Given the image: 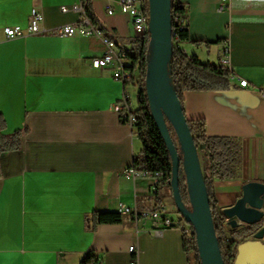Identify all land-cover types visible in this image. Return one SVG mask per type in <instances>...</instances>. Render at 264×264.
<instances>
[{
    "label": "crops",
    "instance_id": "0c3cea01",
    "mask_svg": "<svg viewBox=\"0 0 264 264\" xmlns=\"http://www.w3.org/2000/svg\"><path fill=\"white\" fill-rule=\"evenodd\" d=\"M87 1L94 28L117 50H130L135 37L119 0ZM178 1L186 7L188 41L178 45L185 54L220 65L228 46L230 88L184 94L188 119H204L207 136L241 145L238 178L213 181L223 213L244 184H264V0H229L224 8L220 0ZM32 9L42 15L36 35L27 32ZM81 17L80 0H0L3 133L22 132L20 150L0 156V264H78L89 251L101 264H129L130 246L137 250L136 264H187L178 227L162 229L123 215L119 224L85 228L93 211L118 212L120 205L142 211L157 203L156 179L126 172L141 144L112 108L124 92L139 105L137 92L114 80L111 69L90 66L103 49L97 38L54 35ZM5 27L23 35L6 39ZM241 79L248 88L238 85ZM161 204L173 218L171 197ZM224 218L226 234L245 227Z\"/></svg>",
    "mask_w": 264,
    "mask_h": 264
},
{
    "label": "trees",
    "instance_id": "16d2710c",
    "mask_svg": "<svg viewBox=\"0 0 264 264\" xmlns=\"http://www.w3.org/2000/svg\"><path fill=\"white\" fill-rule=\"evenodd\" d=\"M80 1L85 17L94 27L95 22L90 13L88 1ZM143 2L146 11L148 7L147 0H143ZM175 16L183 17L186 23V7L178 0H170L171 22ZM171 40L172 49L168 65L171 86L181 105L197 153L201 154L203 158L202 175L223 264H233L237 245L254 237L260 227L257 224L249 225L238 231L226 234L224 229L225 218L216 207L212 188L214 180L238 178L241 164V145L235 138L207 136L205 120H191L184 113V94L186 92L228 90L233 71L222 65L201 63L196 56H188L178 47L180 43L188 41L187 24L174 34L172 30ZM148 42V37L135 39L132 42L131 49L123 52L125 57L130 60L129 70L134 73L123 83V86L124 88L130 87L137 92L139 103L138 108L133 110L135 118L133 133L138 138L141 149L133 157L131 166L137 172H146L152 175L155 173L160 174L153 194L156 203L159 204L165 195L172 198L170 187L171 159L152 118L144 91L148 64ZM192 43L201 45L203 42L192 41ZM204 44L207 46L209 43ZM118 118L121 123L126 124L122 119V115H118ZM167 128L175 143L176 136L169 123H167ZM4 130L5 119L0 112V156L5 153L17 152L21 148L22 132L15 130L10 134H5L3 133ZM178 188L183 205L189 208L188 192L182 166H180L178 173ZM177 217L178 228L182 235V249L186 255L187 264H200L192 226L187 224L178 213ZM121 220L122 215L119 212L93 211L85 216L84 224L86 229L94 230L98 225L119 224ZM98 262L97 256L92 251H89L81 255L78 264H98Z\"/></svg>",
    "mask_w": 264,
    "mask_h": 264
},
{
    "label": "water",
    "instance_id": "95a60500",
    "mask_svg": "<svg viewBox=\"0 0 264 264\" xmlns=\"http://www.w3.org/2000/svg\"><path fill=\"white\" fill-rule=\"evenodd\" d=\"M148 53L144 91L156 127L167 147L171 159L170 187L177 213L192 226L200 264H223L216 239L199 155L194 145L181 105L172 89L169 60L172 49V22L170 0H147ZM167 123L173 129L180 154L173 142ZM180 166L184 174L189 208L181 201L178 188ZM227 219L235 218L246 226H260L264 219V184L249 182L242 186L241 194L233 205L223 210ZM231 227L237 222L231 221ZM264 229L252 240L236 247L233 264H264Z\"/></svg>",
    "mask_w": 264,
    "mask_h": 264
},
{
    "label": "built area",
    "instance_id": "2783aa9c",
    "mask_svg": "<svg viewBox=\"0 0 264 264\" xmlns=\"http://www.w3.org/2000/svg\"><path fill=\"white\" fill-rule=\"evenodd\" d=\"M229 0H220V7L224 8L227 6ZM118 6L120 12L127 14L130 17L131 27L134 33L135 39H144L149 36L148 32V10L145 6L143 0H119ZM82 9V6H81ZM61 11L65 12L66 9L61 7ZM113 10L108 8L107 14L111 15ZM173 34L181 30L185 26V20L183 17L175 16L173 18ZM42 29V15L40 12L32 9L29 14V22L27 25V32L32 35L41 33ZM3 34L6 39H13L21 37L23 35V30L18 27H5L3 29ZM84 35V36H94L102 44L101 55L97 58L90 60V66L94 69H105L109 68L112 70V77L114 80L124 83L129 79L134 73L129 70L130 60L125 57L123 51L117 50L115 43L101 34L98 29H95L85 17L82 9V17L77 24L65 25L58 28L54 35L57 36H72V35ZM219 64L229 68V58H228V46L223 48V56L219 60ZM233 78V75L230 77ZM238 85L242 88H248L249 84L246 80L241 79L238 81ZM113 110L117 115H122V119L125 121L126 125L133 128L135 124V118L133 116V109L129 101V94L124 92L119 101L112 105ZM131 176L137 175H150L157 180L160 177L159 173L148 174L146 172H137L131 166L126 171ZM118 212L123 216H129L134 221L149 220L162 229L169 227H178V217L177 215L171 218L170 214L167 212L166 207L159 203L152 209L139 211L135 208H128L120 205ZM260 229H264V219L260 223ZM264 239V236H263ZM128 252L132 255V259L129 264H136L137 262V250L134 246L128 248ZM98 264H101L98 262Z\"/></svg>",
    "mask_w": 264,
    "mask_h": 264
},
{
    "label": "rangeland",
    "instance_id": "374dc122",
    "mask_svg": "<svg viewBox=\"0 0 264 264\" xmlns=\"http://www.w3.org/2000/svg\"><path fill=\"white\" fill-rule=\"evenodd\" d=\"M134 92H135V90H134ZM134 96L136 97V94H135V93H134ZM136 102H137V97L135 98V102H132V104H131V108H132L133 110H135L136 107L138 106V104H136ZM175 144H176L177 150H178V152H179V154H180L179 144H178V142H177L176 139H175ZM198 155H199L200 164H201V166H202L203 158H202L201 154H198ZM171 199H172V198H171ZM170 213H171V215L174 216V217L177 215V213H176V209H175V206H174V204H173V201H172V204H170ZM252 239H253V237H251L249 240H252Z\"/></svg>",
    "mask_w": 264,
    "mask_h": 264
},
{
    "label": "bare ground",
    "instance_id": "6f19581e",
    "mask_svg": "<svg viewBox=\"0 0 264 264\" xmlns=\"http://www.w3.org/2000/svg\"><path fill=\"white\" fill-rule=\"evenodd\" d=\"M172 30H173V22H172ZM148 37V39H149V36H147ZM146 38V37H145Z\"/></svg>",
    "mask_w": 264,
    "mask_h": 264
}]
</instances>
